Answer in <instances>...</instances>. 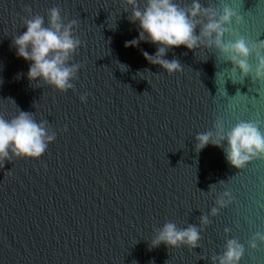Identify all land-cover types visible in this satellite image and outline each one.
<instances>
[{"label": "water", "instance_id": "1", "mask_svg": "<svg viewBox=\"0 0 264 264\" xmlns=\"http://www.w3.org/2000/svg\"><path fill=\"white\" fill-rule=\"evenodd\" d=\"M200 3L230 6L240 20L226 27L264 40V0ZM53 7L77 21L81 41L70 61L81 65L74 87L63 92L30 82V61L12 45L24 19L40 15L47 24ZM129 15L125 0H0V115L31 112L56 134L38 159L0 164V264H212L230 238L244 246L239 264H264V242L250 247L254 233L264 234V156L237 169L219 147L194 149L195 134L218 121L224 131L241 120L264 131V80L241 79L204 47L169 48L164 58L182 70L167 73L142 55L157 45L124 46L139 31ZM224 192L230 202L201 225ZM165 222L199 226V246L153 247Z\"/></svg>", "mask_w": 264, "mask_h": 264}, {"label": "clouds", "instance_id": "2", "mask_svg": "<svg viewBox=\"0 0 264 264\" xmlns=\"http://www.w3.org/2000/svg\"><path fill=\"white\" fill-rule=\"evenodd\" d=\"M130 9L127 17L130 23L138 24L137 37L125 41V47H136L141 41L157 45L154 54L142 51L146 61L157 64L167 73L181 71L176 59H165L169 48L184 46L188 50L215 48L231 64V72L243 79L251 75L257 80H264V40L249 42L226 25L239 23L240 17L228 5L221 11L203 7L200 0H191L181 7L175 0H143V7L138 0H125ZM127 12V11H126ZM76 20L65 22L56 7L50 8L45 18L33 15L24 19L25 31L12 38L17 57L30 61L26 77L32 82H43L58 91L72 89L80 64L71 63V57L80 46L81 41L73 34ZM199 26V33L195 29ZM225 34L233 37L224 40ZM253 56L255 65L249 63ZM124 69L126 65L121 64ZM140 73V72H138ZM217 75V74H216ZM145 93V92H144ZM87 93L80 95L81 102ZM19 109V108H18ZM47 120H36L33 113L19 109L17 115L5 119L0 115V164L15 157L38 159L54 141L55 132L48 127ZM195 152L212 146L222 149L226 162L241 169L253 158L264 156V131L255 121H238L228 131H224L222 122H216L214 130L200 132L194 136ZM223 182V181H220ZM211 186V185H210ZM209 186V188H210ZM230 193H221L207 215L202 214L199 223L207 225L208 216L217 214L219 208L230 202ZM200 227L188 224L179 228L173 222H165L155 229L152 246L161 243L169 247L199 246ZM229 229H225L228 232ZM264 242V234L256 232L250 247H256V241ZM244 253V246L234 238L227 239L223 251L211 258L212 264H239Z\"/></svg>", "mask_w": 264, "mask_h": 264}]
</instances>
